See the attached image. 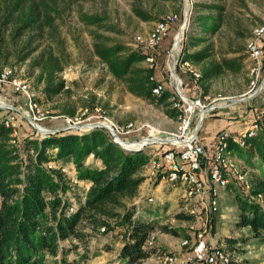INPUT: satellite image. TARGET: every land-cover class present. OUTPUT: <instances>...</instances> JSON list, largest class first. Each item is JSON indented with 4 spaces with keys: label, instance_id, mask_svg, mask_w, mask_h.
<instances>
[{
    "label": "trees",
    "instance_id": "trees-1",
    "mask_svg": "<svg viewBox=\"0 0 264 264\" xmlns=\"http://www.w3.org/2000/svg\"><path fill=\"white\" fill-rule=\"evenodd\" d=\"M62 1L0 0V71L3 65L28 61V75L34 76L36 86L48 99L72 94L69 87L64 88L67 82L63 72L69 64V54L57 24V19L63 16L64 9L57 6ZM202 10L208 13L203 14ZM224 10L223 3L197 2L193 4L190 20L205 32H216ZM132 11L142 20L152 19L140 7L134 6ZM180 12L181 6L177 10ZM79 17L89 29L92 55L106 72L122 81L129 93L161 106L166 115L176 119L178 111L168 100L170 90L165 89L160 95L152 93L155 84L164 82L156 73L159 69L160 75L167 72L162 61L153 70L146 68L143 50L106 34L118 30L105 14L83 12ZM181 20L171 28L167 46L160 45L161 51L170 47ZM237 34L248 39L252 33L237 31ZM43 41L45 47H41ZM198 45H201L198 49L190 50ZM227 51L238 55L217 59L213 44L205 37L186 34L181 41L180 59L199 70L198 84L203 95L212 79L226 70H240L242 60L247 57L243 46L231 45ZM178 74L184 81L185 92L195 96L191 79L180 71ZM94 98L79 99V107L94 110L98 106L91 104ZM59 107L57 115L76 116L75 101L60 102ZM0 112V264H75L78 261L68 260V252L79 246L88 250L89 243L100 238L122 241L117 260L124 264H140L156 251L155 247H145V241L157 227L150 213L140 214L134 203L140 185L147 178L143 170L148 156L143 150H126L101 127L60 130L40 138L21 115L5 108ZM10 115L17 120L15 136L12 128L4 125ZM23 124L28 125L26 133L20 131ZM229 148L250 166L254 165V159L264 164V130L249 139L246 147L231 143ZM90 156L94 162H87ZM69 163L74 166L77 182L89 183L88 188L67 182L65 173L57 167ZM156 177L155 186L161 178L159 174ZM250 181L248 191L239 187L241 193L235 194L236 224L248 228L255 240L264 241V169L253 174ZM183 218L192 219L193 215L183 213ZM158 226L161 232L178 234L177 229ZM195 232L197 228L189 230L187 237H194ZM225 240L227 248L237 242L232 238ZM109 246L105 244L106 248Z\"/></svg>",
    "mask_w": 264,
    "mask_h": 264
},
{
    "label": "rangeland",
    "instance_id": "rangeland-1",
    "mask_svg": "<svg viewBox=\"0 0 264 264\" xmlns=\"http://www.w3.org/2000/svg\"><path fill=\"white\" fill-rule=\"evenodd\" d=\"M197 2H219L224 4L225 10L221 17L219 29L216 32H205L199 25L189 19V24L185 31H181L177 35V38L173 36L172 41L175 39L179 40V46V43L183 41L186 34L194 38L205 37L213 44V53L218 59L220 57L233 56V54H229L227 51L231 45L236 48L240 46L245 47L247 38L243 39L237 34V31L251 34L255 26L264 22V0H194L193 4ZM181 3L182 0H63L58 3V8L64 9L63 16L57 19V24L58 33L64 39L65 49L69 54V64L64 69L63 76L67 82V86L71 90L72 94L70 96L63 93L57 98H46L40 87L36 86L34 76H29L27 73L28 61L22 64L3 65L2 68L12 69L20 77L29 81L34 88L36 87L35 89L39 92L38 100L43 109L48 112V121H55L56 129L59 127L63 128L66 125V117L56 114L60 109V102L64 103L68 101V103H72V101H75V104L78 106L76 116L81 119L95 113L100 117L92 118V121H100L106 117L118 123L134 121L138 125L149 123L162 130H174L178 125V121L166 115L161 106L129 93L122 81L106 72V69L99 60L92 55V39L89 29L81 22L79 16L83 12L105 14L108 16V22L118 30L117 32H106V34L114 39L131 44L133 37L148 33L154 22L163 15L177 12ZM134 6L142 8L152 19L142 20L137 17L132 11ZM202 13L207 14L208 11L202 10ZM181 23L183 24L182 20ZM45 45L46 42L43 41L41 47H45ZM162 46L166 47L167 44ZM200 46L191 47L190 50L198 49ZM177 53L178 48L173 50L175 58ZM169 60V63L172 65L173 59ZM159 61H162L163 67L166 68L167 57L164 54L161 57L157 56L156 62L158 63ZM160 71L159 69V73ZM177 71H180L178 66ZM156 73L161 79L169 76L168 71L161 75L158 72ZM248 77V61H245L242 68L240 67L238 71H224L221 75L211 80L210 87L205 93L206 99L204 100L205 102L217 100V106L228 105L230 108H226L229 111L227 115L233 116L230 120H235L236 125L241 128L245 126L244 120L249 123L257 116L264 100L263 94L248 101L232 102L227 100L248 96V93H250ZM1 88L5 90H1ZM8 89L12 90L8 86L0 85V105L8 103V99L13 96L12 92ZM87 96L90 98L95 97L92 100L93 102H90L91 104L96 103L98 109L87 110L86 113H83L85 110L79 107L80 102L78 100L86 99ZM218 109L219 107L207 113L208 115L211 113V115H206L207 117L204 118L203 123L204 121L205 123L201 124V128L204 126L199 133L200 136H204L209 133V130L216 128V125L209 120V117L221 116L226 113V109H223L225 113L217 111ZM43 125L46 126V123H43ZM27 128L28 125L23 124L20 131L26 133ZM144 132H146V129L140 134ZM133 138L135 139L137 136ZM151 150H157L156 146L146 148V151ZM234 156L240 160L241 167L247 173L249 179L260 169H264V164L258 159H254V165L250 166L236 153H234ZM65 168L64 173L67 182H70V185L78 184L80 187H83L84 184L77 182L75 176L72 175V170L68 169L67 166ZM143 173L146 174L147 179L141 184L138 199L136 198L137 201L134 202L140 214L147 216L150 213L149 215L153 217V223L157 227L154 232L158 238H165L170 242H175L187 237L189 230H191L189 227L192 222H195V225L199 226L201 215L198 220L196 218H183V213L188 214V212L187 210L180 209L182 205H185L184 200L181 198L180 188L170 185L165 181L159 182L155 186L158 178L156 177V172L149 165H146ZM239 189V187L231 182L228 189L221 192L220 209L214 215L213 225L207 235L223 241L226 245H228L225 240L226 238L237 240L233 246H228V248L234 251L241 264H264V241L255 240L248 228L238 227L236 224L238 218L235 194L241 193ZM149 196L154 198V204L147 201V197ZM253 199H258L257 201H259L258 197ZM195 206L198 207V210L200 209L196 201ZM160 224L177 229L178 234L161 232L158 228ZM109 242L110 248L104 247V244L100 242L99 245L101 246L102 244L101 249L92 247L86 250L84 246H79L77 250H70L67 258L68 260H77L78 262L75 264H124L117 260V254L122 241L117 239ZM65 243L63 242V244ZM162 250L172 252L166 248ZM143 262L144 260L140 264H154Z\"/></svg>",
    "mask_w": 264,
    "mask_h": 264
},
{
    "label": "built area",
    "instance_id": "built-area-1",
    "mask_svg": "<svg viewBox=\"0 0 264 264\" xmlns=\"http://www.w3.org/2000/svg\"><path fill=\"white\" fill-rule=\"evenodd\" d=\"M193 2L194 0H182L180 13L171 12L163 15L154 22L148 33L136 35L130 44L134 49L143 50L146 53L144 65L150 70L156 68L157 56L164 54L167 57L166 70L169 72V76L164 78L163 83L155 84L152 87V93L160 95L165 89L170 90L168 100L171 106L178 111L176 129L166 131L155 128L149 123L138 125L134 121L118 123L106 117L100 121H92V118L100 117L95 113L84 119L77 116H64L66 117L64 128L85 129V125L93 124L95 127L105 128L113 141L122 147L126 146L125 142L139 143V146L135 148H139L147 154V165L156 172V175H160V182L165 181L180 188L181 198L185 203L180 209L187 210L188 214L193 215V218L197 220L201 215L199 226L192 222L189 227L190 229L197 228L194 237L181 239L180 246L183 249L179 252L156 249L151 255L155 258L154 264H241L233 250L227 248L223 241L207 235V233L213 225L214 215L220 209L221 192L228 189L231 182L247 191L251 188V181L247 173L242 169L240 160L234 156L229 146L234 143L244 148L249 139L264 130V100L257 116L249 123L244 120L245 126L239 131L232 132L224 129L217 133L212 151H209L200 142L199 132L196 133L198 121L202 117L204 120L208 112L219 107L216 105L217 100L204 101L206 96L201 93L198 84L200 72L189 62L181 61L179 40L172 41L170 47L165 51L160 49L161 43L168 37L171 28L180 18L183 24H180L174 37L177 38L181 31H185L189 24ZM263 39L264 22L252 29L251 37L246 40L245 44L250 91L248 96H252L251 98L260 94L264 95ZM176 48H178V53L175 58L173 50ZM169 59H173L172 65L169 63ZM177 66L191 79L195 88V96H190L185 92L184 81L177 72ZM154 77L151 75L150 79L154 80ZM0 85L8 86L23 97L26 112L16 109L10 103H4L0 108L14 111L24 117L38 132L40 138L59 130L43 125L44 121L48 119V112L41 106L38 100L39 92L32 87L29 81L20 77L12 69L5 68L0 71ZM64 88L66 89L68 86L66 85ZM227 100L234 102L235 99ZM83 113H86V110ZM84 121L88 122L84 123ZM4 125L12 128L13 136L17 135V120L14 115L6 118ZM144 129L146 132L140 134ZM136 136L137 138L134 139L133 137ZM150 137H155V139ZM150 146H156L157 150L146 151V148ZM66 166L59 165L57 168L65 172ZM49 167L52 166L49 165ZM147 201L152 204L155 202L151 196L147 197ZM195 201L200 206L199 210L195 206ZM155 239V232L150 233L145 241V247H154Z\"/></svg>",
    "mask_w": 264,
    "mask_h": 264
},
{
    "label": "crops",
    "instance_id": "crops-1",
    "mask_svg": "<svg viewBox=\"0 0 264 264\" xmlns=\"http://www.w3.org/2000/svg\"><path fill=\"white\" fill-rule=\"evenodd\" d=\"M166 39L161 43V45H165L166 44ZM263 48H264V39H263ZM229 54H233L232 57L238 55V53H232V52H228ZM263 56H264V50H263ZM227 58H231V57H227ZM218 59V58H217ZM247 62V57L245 59L242 60L241 62V68L244 64V62ZM1 90H5L3 88H1ZM9 90V89H8ZM12 92L13 96H11L8 100V104L9 103H14L16 106H14L16 109L18 110H25V103H24V99L23 97L20 95V94H16L15 91H12V90H9ZM201 93L203 94L202 92V89H201ZM196 94V93H195ZM228 106V105H227ZM226 105H220L219 106V109L217 111H220V112H224V110L226 108H230L229 106L227 107ZM224 109V110H223ZM223 110V111H222ZM225 113V112H224ZM227 113H229V111L226 109V113L224 115H216V116H213V117H209V120H211L213 122V124L216 125V128L212 129V130H209V133L208 134H205L204 136H200L199 135V140L202 144H204V146L209 150V151H212L213 150V147H214V139H215V136L217 135V133H219L220 131L226 129V130H229V131H232V132H237L241 129L240 126L236 125V121L235 120H230V118H232L233 116H230L229 114L227 115ZM213 114V113H212ZM208 115V114H207ZM211 115V113L209 114ZM208 115V116H209ZM207 117V116H206ZM44 123H46V126L49 127V128H53V129H56L55 127V121H48V119L46 121H44ZM48 123V124H47ZM205 123V121H204ZM203 123V124H204ZM204 126V125H203ZM203 126L202 128L200 127V131H202L201 129H203ZM232 127V128H231ZM62 127H59L58 129L60 130ZM199 131V133H200ZM87 162H94L93 161V158L92 156H90L88 159H87ZM96 165H100V162L99 161H96L95 162ZM67 167L68 169L72 170V175L75 176L76 174V171L74 169V166L69 163L67 164ZM146 175V174H145ZM147 179V178H146ZM145 179V180H146ZM84 184L83 188H88L89 187V183L87 182H80V184ZM161 183V182H160ZM141 186V185H140ZM159 187V186H158ZM138 199V197H137ZM137 199L134 201L136 202ZM150 219H153V217H150ZM109 241H115L113 239H107V238H100L98 240H93L89 243V247L88 249H91L92 247L93 248H99L101 249L102 247V244L101 246L99 245V242L100 243H103L104 244V247H105V244L108 243L110 244ZM180 241L181 240H177L175 242H170L168 240H166L165 238H158L156 236V239H155V245L154 247L156 249H164L166 248L167 250H171V251H174V252H179L181 251L183 248L180 246ZM122 245V243H121ZM120 245V247H121ZM111 246V245H110ZM144 262H151V263H154L155 262V258L154 256H150L149 258L145 259ZM143 262V263H144Z\"/></svg>",
    "mask_w": 264,
    "mask_h": 264
},
{
    "label": "water",
    "instance_id": "water-1",
    "mask_svg": "<svg viewBox=\"0 0 264 264\" xmlns=\"http://www.w3.org/2000/svg\"><path fill=\"white\" fill-rule=\"evenodd\" d=\"M251 97H252V96H246V97H243V98H240V99H235L234 102L248 101V100L251 99ZM0 107H2V105H0ZM202 123H203V117L198 121L197 128H196V133L199 132V129H200ZM84 127H85V129H92V128H94L95 126H94L93 124H89V125H85ZM69 129H71V128H70V127H69V128H64V127H63V128H61L60 130L62 131V130H69ZM72 129H73V128H72ZM60 130H56V131H54V132H57V131H60ZM123 148H125L126 150H130V151H138V150H140L139 148H129V147H127V146H125V147H123Z\"/></svg>",
    "mask_w": 264,
    "mask_h": 264
},
{
    "label": "bare ground",
    "instance_id": "bare-ground-1",
    "mask_svg": "<svg viewBox=\"0 0 264 264\" xmlns=\"http://www.w3.org/2000/svg\"><path fill=\"white\" fill-rule=\"evenodd\" d=\"M176 43H177V41H176ZM155 128H156V127H155ZM157 128H158V127H157ZM150 138L153 139V140L155 139V137H150ZM125 144H126V146L129 147V148H135V147H138V146H139V143H128V142L126 143V142H125Z\"/></svg>",
    "mask_w": 264,
    "mask_h": 264
}]
</instances>
